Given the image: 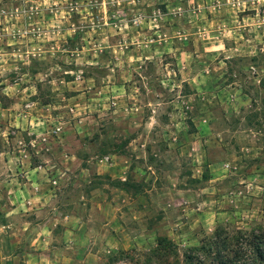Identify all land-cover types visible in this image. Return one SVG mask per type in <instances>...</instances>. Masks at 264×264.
Returning <instances> with one entry per match:
<instances>
[{
  "label": "rangeland",
  "instance_id": "obj_1",
  "mask_svg": "<svg viewBox=\"0 0 264 264\" xmlns=\"http://www.w3.org/2000/svg\"><path fill=\"white\" fill-rule=\"evenodd\" d=\"M218 227L264 229V0H0V264H185Z\"/></svg>",
  "mask_w": 264,
  "mask_h": 264
},
{
  "label": "trees",
  "instance_id": "obj_2",
  "mask_svg": "<svg viewBox=\"0 0 264 264\" xmlns=\"http://www.w3.org/2000/svg\"><path fill=\"white\" fill-rule=\"evenodd\" d=\"M80 37L81 31H78L71 42ZM165 247L160 241L155 255L161 256ZM191 250L185 257V264H264V229L218 227L214 235Z\"/></svg>",
  "mask_w": 264,
  "mask_h": 264
},
{
  "label": "crops",
  "instance_id": "obj_3",
  "mask_svg": "<svg viewBox=\"0 0 264 264\" xmlns=\"http://www.w3.org/2000/svg\"><path fill=\"white\" fill-rule=\"evenodd\" d=\"M38 196V195H36ZM40 198H43L42 196H40ZM65 225H68L65 229V231L67 232H73V230H75V228L77 227L78 223L75 221V220H70V222H68L67 224ZM71 241H74V243H77V241H75V238H71L70 239ZM68 241V240H67ZM88 243V241L86 242Z\"/></svg>",
  "mask_w": 264,
  "mask_h": 264
}]
</instances>
